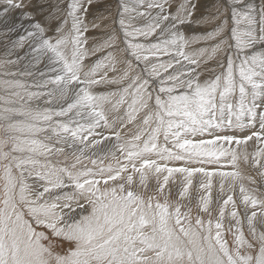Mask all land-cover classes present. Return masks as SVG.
I'll return each mask as SVG.
<instances>
[{
	"label": "snow or ice",
	"instance_id": "snow-or-ice-1",
	"mask_svg": "<svg viewBox=\"0 0 264 264\" xmlns=\"http://www.w3.org/2000/svg\"><path fill=\"white\" fill-rule=\"evenodd\" d=\"M0 25V264H264V0Z\"/></svg>",
	"mask_w": 264,
	"mask_h": 264
},
{
	"label": "rangeland",
	"instance_id": "rangeland-1",
	"mask_svg": "<svg viewBox=\"0 0 264 264\" xmlns=\"http://www.w3.org/2000/svg\"><path fill=\"white\" fill-rule=\"evenodd\" d=\"M17 14L16 13H13V17H15ZM0 28H2V25H0ZM3 51V47H2V45H0V52H2Z\"/></svg>",
	"mask_w": 264,
	"mask_h": 264
}]
</instances>
